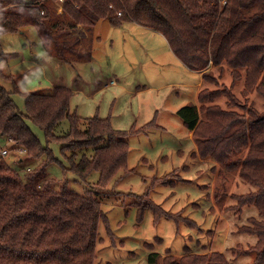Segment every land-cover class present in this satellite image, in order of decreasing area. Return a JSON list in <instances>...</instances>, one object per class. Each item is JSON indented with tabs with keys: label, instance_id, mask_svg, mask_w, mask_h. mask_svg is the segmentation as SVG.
<instances>
[{
	"label": "trees",
	"instance_id": "trees-1",
	"mask_svg": "<svg viewBox=\"0 0 264 264\" xmlns=\"http://www.w3.org/2000/svg\"><path fill=\"white\" fill-rule=\"evenodd\" d=\"M46 1L0 0V37L22 32L29 25L27 16L52 37L57 24L48 3L59 0ZM62 6L61 28L66 22L70 27H90L100 20H108L114 27L136 23L160 32L174 54L190 70L202 74L197 104L190 103L177 112L193 134L197 147L194 158L212 160L225 171L237 172L256 189L233 196L239 201L237 206L254 205L264 218V109L259 110L249 97L256 93L264 101V0H63ZM9 56L3 55V59ZM228 70L234 79L230 87L223 81ZM6 79L15 85L14 76ZM239 81L244 84V99L233 92ZM14 94L24 98L23 111ZM73 96L65 87H55L45 94L24 93L17 86L11 92L0 85V139H11L16 149H26V165L29 161L55 164L88 184L89 178L98 173L96 186L105 190L119 172H130L127 139L147 134L159 125L154 120L140 129L123 132L116 130L109 119L94 117L87 120V128L82 131L80 117L71 108ZM64 121L70 124V131L58 135ZM30 124L42 131L47 145ZM52 143L62 144L67 165L55 156ZM89 150L92 156H88ZM21 159L15 164H21ZM28 167L32 173L26 182L12 161L0 157V264H95L96 248L102 241L100 224L107 226L110 236L113 234L101 201L90 190L87 195L64 188L41 191L38 187L46 173ZM151 188L153 185L148 191ZM217 199H221L218 194ZM147 209L154 214L156 225L164 216L172 217L149 201L138 211L139 224ZM252 223L253 229L243 233L257 235V245L251 248V252L256 251L253 264H264V219ZM185 250L181 257L170 252L162 257L153 252L148 263L230 264L220 253Z\"/></svg>",
	"mask_w": 264,
	"mask_h": 264
},
{
	"label": "rangeland",
	"instance_id": "rangeland-1",
	"mask_svg": "<svg viewBox=\"0 0 264 264\" xmlns=\"http://www.w3.org/2000/svg\"><path fill=\"white\" fill-rule=\"evenodd\" d=\"M27 19L34 23L31 16ZM54 23L57 24L54 40L37 24L27 26L25 33L0 37L2 87L11 92L17 86L24 93L45 94L52 93L55 86L70 89L74 92L71 108L80 117L82 131L87 128V120L94 117L109 119L116 130L123 132L140 129L154 120L160 127L127 139L130 172H119L105 190L96 186L98 173L89 178V184L84 183L55 164L46 166L44 162L30 164L29 161L26 165L28 161L20 152L11 153L7 158L14 169L26 182L32 173L28 166L38 172L43 170L46 177L40 181L38 189L41 191L64 188L66 192L82 195L91 191L101 201L113 234L110 236L107 226L100 224L102 241L96 248L95 264H149V255L153 252L162 257L169 252L181 257L186 247L200 254L220 253L230 264H253L256 251L251 252V248L257 245L258 237L243 233V230L253 229L252 222H261L264 218L254 205L237 206L239 201L233 196L247 195L256 189L237 172L225 171L212 160L194 158L197 147L192 140L193 134L177 115L180 108L197 104V88L173 85L178 82L193 84L196 79L191 76L197 74L188 72L167 39L151 28L132 22L114 27L102 20L92 42L87 41V46L76 52L75 42H66L71 25L66 22L61 28L58 20ZM46 38L51 39L46 40L47 44ZM62 47L67 48L66 58L60 57ZM72 49L75 51L71 54ZM3 55L10 56L3 59ZM13 76L15 85L6 79ZM109 76L116 77L125 89L112 86L88 98L108 81ZM223 81L226 86H232L234 79L230 70L225 72ZM171 83L173 85H169ZM147 87L153 89L145 94L133 93ZM243 88L242 81L233 87L234 94L241 99H244ZM77 89L81 92L75 93ZM249 97L259 110L264 109V101L258 94ZM13 98L23 111L24 98L20 94H14ZM30 127L47 145L42 131L32 124ZM69 131L68 121L62 122L57 129L58 135ZM0 144L7 147L13 143L0 139ZM50 148L67 165L61 153L62 144L52 143ZM87 154L92 156L93 151ZM19 155L21 164H15ZM152 185L153 189L148 191ZM222 192L225 193L223 197ZM217 194L221 199H217ZM149 201H154L172 217L164 216L156 225L154 214L147 209L139 224L138 211Z\"/></svg>",
	"mask_w": 264,
	"mask_h": 264
},
{
	"label": "crops",
	"instance_id": "crops-1",
	"mask_svg": "<svg viewBox=\"0 0 264 264\" xmlns=\"http://www.w3.org/2000/svg\"><path fill=\"white\" fill-rule=\"evenodd\" d=\"M62 1V2H61ZM60 2H56V5L55 6H53L52 4L53 3H51V2H49V0L48 1H46V3H48L49 4V7H50V15L55 19V21H59V22H62L63 20V15H64V13H63V0H61ZM13 9H20V7H14ZM21 10H23V9H21ZM28 17V16H27ZM28 20V19H27ZM29 21V20H28ZM102 20H100V21H98V22H96L93 26H90V27H86V26H83V25H78V26H76V27H70V28H72L68 33H67V35H66V42L67 43H71V42H75V46H73L74 48H75V50H76V52H80L81 50H83L84 49V46L86 45L87 46V44H88V42L87 41H90V42H92L91 41V39L93 40L94 39V33H95V30L97 29V25L101 22ZM108 21V20H107ZM110 23V22H109ZM128 23H130V22H126V23H124L123 24V26L125 25V24H128ZM32 24H35V23H30L29 22V25H32ZM28 25V26H29ZM137 25H139V24H137ZM27 28V27H26ZM26 28H24L23 30H22V32L21 33H25V31H26ZM77 35H80V36H77ZM100 37H98L97 38V41H100ZM46 40H51V39H49V38H46V39H44V42H45V44H47V41ZM52 40H54L53 39V37H52ZM48 49H49V47H48ZM67 50V48H64V47H62V50H60V57H64V58H66L67 56H64V53H65V51ZM74 49H72V50H70V53L72 52V53H74V51H75ZM56 51V50H55ZM69 51V50H68ZM71 53V54H72ZM24 60H22V62H23ZM91 64L93 65V62H91ZM35 66H39V65H37V64H34ZM183 65L188 69L187 71L188 72H191L192 70H190L184 63H183ZM95 73V72H94ZM192 73H196L197 75H192L191 76V78L193 79V80H195L196 79V81H195V83H193V84H191V83H185V82H178V83H175V85H173V83H171V84H169V85H173V86H177V87H182V88H197L196 89V91H195V96H196V99H197V95H198V93H199V91H200V88H201V86H202V82H203V80H202V74L201 73H198V72H193L192 71ZM148 76H151V74H149ZM119 83V80L116 78V77H114V76H109V79H108V81L106 82V83H104V85L98 90V91H96V92H94L93 93V95H89L88 96V98H90V97H92V96H94L95 94H97V93H99V92H101L103 89H107V88H109V87H112V86H120V88L121 89H125V87H124V85L123 84H120ZM169 85H166V86H169ZM55 86V85H54ZM56 87V86H55ZM151 89H153L152 87H147L146 89H138V90H136L135 92H133L135 95H137V94H145L146 93V91H149V90H151ZM78 92H81V90H79V89H77L76 91H75V93H78ZM74 93V92H73Z\"/></svg>",
	"mask_w": 264,
	"mask_h": 264
},
{
	"label": "built area",
	"instance_id": "built-area-1",
	"mask_svg": "<svg viewBox=\"0 0 264 264\" xmlns=\"http://www.w3.org/2000/svg\"><path fill=\"white\" fill-rule=\"evenodd\" d=\"M118 15L121 16L122 13H119ZM9 141H11L13 143L11 146H9V145L7 147H3V146L1 147L0 146V157L6 159V158H8V156H10L11 153H14V152H20L21 155H25L26 156V154H27L26 149H23V148L16 149L15 148L16 147L15 141H13L11 139H9ZM13 146H15V147H13ZM20 158H21V156H20ZM30 171H31V168H30Z\"/></svg>",
	"mask_w": 264,
	"mask_h": 264
}]
</instances>
